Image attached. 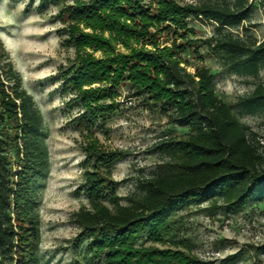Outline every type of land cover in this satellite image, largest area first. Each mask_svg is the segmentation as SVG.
<instances>
[{"label":"trees","instance_id":"16d2710c","mask_svg":"<svg viewBox=\"0 0 264 264\" xmlns=\"http://www.w3.org/2000/svg\"><path fill=\"white\" fill-rule=\"evenodd\" d=\"M143 1L73 0L61 11L72 23L68 42L77 53L76 64L63 75V92L73 96L70 105L81 108L71 125L91 139L86 155L95 170L94 175L88 173L92 176L86 186L93 210L75 214L81 230L75 245L88 243L85 252L94 264L102 258L103 264H209L197 258L184 240L163 249L156 245L166 244L164 236L181 210L209 202L216 207L220 201L237 211L263 203L264 156L233 107L217 95L214 74L205 66L189 72L175 50L160 49L157 36L182 31L180 53L191 49L196 54V42L187 38L192 32L187 20L214 22L210 49L232 73L251 78L264 72V40L258 42L243 30L252 13L249 0L184 7L160 0L155 11ZM258 1L264 6V0ZM78 24L100 35L86 34ZM96 52L103 56L97 59ZM122 85H128L134 96L149 98L171 122L189 130L184 138L160 145V171L143 178L127 204L119 203L110 181L100 173H109L123 154H104L94 141L96 130H105L116 111ZM237 106L248 115L264 114V84ZM49 166L44 117L0 44V264H39L37 186Z\"/></svg>","mask_w":264,"mask_h":264},{"label":"rangeland","instance_id":"374dc122","mask_svg":"<svg viewBox=\"0 0 264 264\" xmlns=\"http://www.w3.org/2000/svg\"><path fill=\"white\" fill-rule=\"evenodd\" d=\"M159 1L144 0L143 4L155 11ZM171 1L184 7L231 5L235 0ZM249 3L253 5L252 13L243 30L262 42L264 6L258 0H249ZM73 4V0L47 5H42L40 0H0V44L7 62L19 75L22 88L32 96L44 117L50 154L49 170L37 186L41 233L39 264H94L90 253L85 252L88 243L75 245L81 233L75 214L80 210H93L86 186L95 170L88 164L86 155L91 139L71 125L81 108L70 105L73 96L63 92V75L76 64L77 53L68 42L67 30L72 23L61 11ZM187 23L192 30L187 38L196 42L198 53L191 49L180 53L183 32L178 35L173 30L159 33L160 49L175 50L178 57L186 61L182 66L191 73L196 66H205L214 74L217 95L233 107L239 122L253 133L264 156V114L248 115L237 106L258 84H264V72L258 78L232 73L209 47L215 23L194 17ZM78 28L86 34L100 35L84 24H78ZM152 32L155 33V29ZM103 36L109 38L108 33ZM116 47L125 52L122 46ZM87 52L93 53L89 49ZM94 56L100 59L103 55L96 52ZM115 102L116 111L106 123L108 131L98 128L94 141L98 151L104 154H123L109 173H100L103 179L110 181L119 203L127 204V198L139 192L141 180L160 171L163 162L160 145L171 138H184L189 130L171 122L161 107L146 96H134L128 85L118 88ZM88 173L93 174L88 176ZM104 203L113 208L109 200ZM216 204L214 207L209 202L179 211L164 236L166 244L156 246L173 247L172 241L184 240L192 246L197 258L209 264H264V202L237 211L228 210L223 202ZM143 243L151 246L149 240ZM103 262L104 258L99 261Z\"/></svg>","mask_w":264,"mask_h":264}]
</instances>
